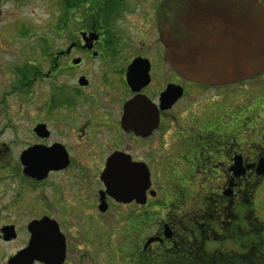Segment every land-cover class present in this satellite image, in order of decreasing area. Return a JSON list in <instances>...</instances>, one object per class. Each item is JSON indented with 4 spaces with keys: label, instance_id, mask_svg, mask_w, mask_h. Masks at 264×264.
Listing matches in <instances>:
<instances>
[{
    "label": "flooded vegetation",
    "instance_id": "flooded-vegetation-1",
    "mask_svg": "<svg viewBox=\"0 0 264 264\" xmlns=\"http://www.w3.org/2000/svg\"><path fill=\"white\" fill-rule=\"evenodd\" d=\"M29 1L0 0V264H112V256L159 264L198 245L203 253L188 251L189 264H213L204 248L214 243L221 254L228 246L227 264H264V212L255 205L264 130L245 124L264 111V91L243 107L239 98V85L264 70L204 84L164 53L166 38L187 29L233 42L238 4L217 5L214 21L202 18L208 4L188 6L187 20V0H56L54 39L40 34L32 45ZM175 86L182 94L163 107ZM189 88L217 93L206 108L214 119L187 135L175 109ZM36 147L43 155H32ZM129 159L149 171L132 196L102 179L108 162L125 173ZM31 161L41 163L34 174ZM162 178L173 189L161 198Z\"/></svg>",
    "mask_w": 264,
    "mask_h": 264
},
{
    "label": "water",
    "instance_id": "water-1",
    "mask_svg": "<svg viewBox=\"0 0 264 264\" xmlns=\"http://www.w3.org/2000/svg\"><path fill=\"white\" fill-rule=\"evenodd\" d=\"M234 3L239 6V25L233 42L230 40L228 44L222 45L217 33H204L198 37L194 32L188 33V29L187 36L177 34L170 40L166 38L165 57L180 75L204 84H218L226 80L249 77L264 70V5L260 0H224L223 2L187 0V20L189 17L193 18L192 11L188 12L190 5H212L210 9L203 10L205 13H202V18L216 21L218 19L216 12L222 9L215 7L222 4L231 7ZM206 13L209 14L208 17L204 15ZM200 15L201 11L198 10L196 18H200ZM164 93L163 107H168L182 94V88L175 86V89L166 90ZM132 103L130 102V105ZM131 116L133 117L134 114ZM32 151H35L32 153L34 156L43 155L38 147L32 148ZM127 164V171L121 173L108 162L102 173V179L107 187L115 188L118 193L127 192L128 196H132V193H137V189L141 188L144 192L149 184V171L146 165L132 163L130 159ZM40 165V162L31 161L32 174ZM257 172L264 173V160L259 161Z\"/></svg>",
    "mask_w": 264,
    "mask_h": 264
},
{
    "label": "rangeland",
    "instance_id": "rangeland-1",
    "mask_svg": "<svg viewBox=\"0 0 264 264\" xmlns=\"http://www.w3.org/2000/svg\"><path fill=\"white\" fill-rule=\"evenodd\" d=\"M28 11H31V13H28ZM23 13L24 15L26 16L30 15L31 17L32 26H31L30 33H29L31 35L28 37L30 44L35 45L37 43H43L40 41V38L38 37L40 34L43 35L47 33L48 38L54 39L53 38L54 32L52 31V29L55 28V22H56L55 19L57 17L56 0H46V2L45 1L33 2L32 0H30L23 7ZM42 17H43V21L41 23L40 19ZM43 23L45 24L44 25L45 29L42 27ZM34 35H36V37H34ZM28 40L26 39L25 41L27 44H28L27 42ZM34 48L37 49L36 47ZM239 86H240V89H239L240 104H241V107H243L244 105L247 104V101H248L247 99H249L252 96L255 97L257 95H260V93L264 91V77L262 75L255 79L241 83ZM189 89L190 90L187 91L188 94H186L180 100V102L176 105V109H175V116L177 117V121L175 122L176 124L175 127L177 128L178 126H181V127L184 126L185 128H187V135H189V130L191 126H194L195 124L200 123L199 120H203L205 118L207 119L208 117L211 119H214L215 116L210 115L209 109H206V108H207V105H210V107L216 106L215 103H216V93H217V91L214 88L200 89L198 91L193 90L192 88H189ZM257 113H260V115H257ZM247 115H248L247 112L244 113V116H247ZM190 116L192 119L191 121L189 120ZM250 116L252 117L250 119H247V122L245 124L248 126L254 124V126H258L260 127V129L264 130V111L262 112L258 110L251 111ZM195 129L197 128L195 127ZM241 129L244 130L243 128ZM246 130L250 131V128H246ZM184 133H186V131ZM164 139L166 142L174 141V139L171 137L169 132L165 133ZM180 139L182 140L183 138H180ZM170 184H171L170 181L163 179L162 181L163 190L161 189V194H160L161 198L163 197V195H166L167 193L171 192V190L173 189V187ZM205 186H208V185H204V187ZM255 205H256L258 213L260 215L263 214L264 212V184L262 186L260 185L255 190ZM106 230L108 231L109 228H107ZM111 241H112V247H116L115 245H113V242H114L113 237ZM116 263H117L116 259L112 256V264H116Z\"/></svg>",
    "mask_w": 264,
    "mask_h": 264
},
{
    "label": "trees",
    "instance_id": "trees-1",
    "mask_svg": "<svg viewBox=\"0 0 264 264\" xmlns=\"http://www.w3.org/2000/svg\"><path fill=\"white\" fill-rule=\"evenodd\" d=\"M116 1H120V0H116ZM183 221H185V217H181ZM185 224V223H183ZM183 232L185 231L186 235L190 234V232H188L189 230L187 228H182ZM193 231L195 232V229H193ZM185 247V246H183ZM183 247H179L176 248V252H177V256H174V259L170 260L167 258H163L159 260V264H189V262L193 261V258L190 257L189 255H187L188 251H192L194 252L195 250L198 252V255H200L201 253H203V248L200 247V245H198L196 248L195 246L189 247V248H183ZM228 246H224V248L222 249V253L224 252L225 254L227 253V251H230L229 249H227ZM188 249V250H187ZM204 251L207 253V261L212 262L213 264H227V260L222 258V255L224 256V253L221 254V248L218 246V244L214 243L212 245H208V248H204ZM185 252L184 255H182L181 253ZM229 264H231V258H229ZM195 263V261L193 262V264Z\"/></svg>",
    "mask_w": 264,
    "mask_h": 264
}]
</instances>
